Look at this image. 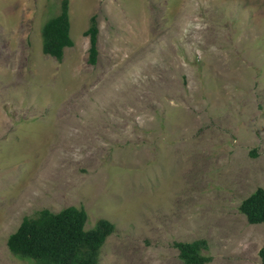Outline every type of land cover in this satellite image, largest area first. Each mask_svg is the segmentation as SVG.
I'll list each match as a JSON object with an SVG mask.
<instances>
[{
  "label": "rangeland",
  "instance_id": "374dc122",
  "mask_svg": "<svg viewBox=\"0 0 264 264\" xmlns=\"http://www.w3.org/2000/svg\"><path fill=\"white\" fill-rule=\"evenodd\" d=\"M61 0H0V264L40 208L115 225L98 264H261L264 0H68L71 46L42 51ZM96 15L97 55L84 30Z\"/></svg>",
  "mask_w": 264,
  "mask_h": 264
},
{
  "label": "trees",
  "instance_id": "16d2710c",
  "mask_svg": "<svg viewBox=\"0 0 264 264\" xmlns=\"http://www.w3.org/2000/svg\"><path fill=\"white\" fill-rule=\"evenodd\" d=\"M96 15L89 18L84 34L89 37V60L97 55ZM42 51L61 59L64 47L71 46L68 0L60 1L59 11L48 17L41 26ZM239 209L250 223L264 222V187L257 186L239 203ZM87 212L83 206L67 205L57 211L43 207L34 215H24L18 226L6 238L8 249L17 257L32 264H98L100 249L106 237L114 230V223L105 217L96 219L86 228ZM184 264H204L211 259L202 253L206 240L175 241ZM258 254L264 264V243Z\"/></svg>",
  "mask_w": 264,
  "mask_h": 264
}]
</instances>
